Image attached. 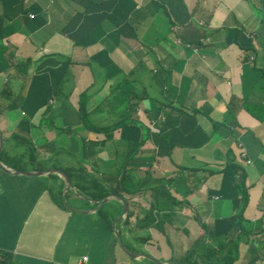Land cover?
Wrapping results in <instances>:
<instances>
[{
  "label": "crops",
  "instance_id": "0c3cea01",
  "mask_svg": "<svg viewBox=\"0 0 264 264\" xmlns=\"http://www.w3.org/2000/svg\"><path fill=\"white\" fill-rule=\"evenodd\" d=\"M260 18L258 0H0L6 159L23 172L81 164L128 205L124 225L122 202H108V228L59 176L67 211L43 189L49 175L0 171V251L15 264H156L130 260L117 228L130 253L160 263L199 262L237 240L236 264H264ZM124 81L130 95L120 102ZM86 90L91 123L114 124L126 108L127 127L87 131L78 114ZM138 139L126 185L116 171L122 144ZM240 176L243 230L232 226ZM152 207L153 223L138 228Z\"/></svg>",
  "mask_w": 264,
  "mask_h": 264
},
{
  "label": "trees",
  "instance_id": "16d2710c",
  "mask_svg": "<svg viewBox=\"0 0 264 264\" xmlns=\"http://www.w3.org/2000/svg\"><path fill=\"white\" fill-rule=\"evenodd\" d=\"M259 2V10L261 13V18H260V24L264 28V0H258ZM261 76L264 79V71H261ZM126 81L122 82L120 93L117 94L116 98L118 101H123L124 99L126 100L127 97L130 95L127 91H125L126 87ZM90 94L88 91H84L82 94L79 96L78 100V114L80 116L81 124L83 127L92 133H98V134H109L112 133L116 130H119L121 128H126L127 123H126V118L129 116L126 113H128V110L126 108L121 109L122 113H124L123 117L115 122L114 124L104 126V127H98L95 126L93 123H91L88 113L86 111V103L89 99ZM2 109H0V114L2 113ZM126 114V115H125ZM214 128L219 127L217 124H213ZM138 140H132V141H126L122 144L124 151L123 155L119 158V165L117 166V172H118V177L120 178L121 176L123 177L122 183H129L131 181V177L133 173L131 171L129 172L130 169H128V166L130 165L131 161L134 159V156L138 153L140 148L143 145V142ZM81 148L82 150L89 148L86 146L84 140L81 141ZM30 158V157H29ZM21 159V158H20ZM31 159V158H30ZM33 159V157H32ZM21 161V160H20ZM35 162V158L32 160ZM0 162L12 167L14 170L18 171H23L22 168H20V163L18 162H12V160L6 159L5 156V151L4 147L2 146V150L0 153ZM52 167H57L52 166ZM59 170H62L65 172V174L69 177L70 181L72 182V185L78 193H80L83 197L90 199L93 202H99L102 201L109 192L108 188H104L101 185V182L99 180H95L94 176H91L88 174L82 167L81 164H77V167H71L68 169H61L58 167ZM33 169L37 170L38 172L45 170V168L41 166L33 167ZM46 171V170H45ZM123 172V175L121 173ZM49 181H52L53 184L50 185ZM43 182V189L48 192L50 198L54 202V204L64 210L67 211V205L62 202L61 200V191H62V186L63 183L59 178L55 175H49L46 179H42ZM58 182H60L58 184ZM238 189L240 191V209L236 213V217L233 220L232 226L236 227L240 230H243V222L244 220L242 219L241 213L244 210L246 204H247V189L245 187V182H244V177L240 176V182L238 185ZM114 193H117V191H114ZM114 203H107L104 206L100 207L97 211V215L102 221L105 222L106 227H110L112 219L114 218H109L108 217V209L112 208ZM96 205H93L92 208H95ZM152 211L153 207L150 209V211L147 214V217L144 218L142 221H137L136 226L140 229L146 228L151 223H153L150 219H152ZM119 213V212H118ZM128 224V220H125L124 225ZM125 248L128 251L134 252L130 247L125 246ZM235 248V254L234 256H231V251ZM237 251H238V241L237 240H231L229 243H224L222 246L219 247L218 251L216 252H211L208 254H204L199 257V262H195L191 258H186V264H236L237 263ZM0 264H15L12 261V257L10 254L0 251Z\"/></svg>",
  "mask_w": 264,
  "mask_h": 264
},
{
  "label": "water",
  "instance_id": "95a60500",
  "mask_svg": "<svg viewBox=\"0 0 264 264\" xmlns=\"http://www.w3.org/2000/svg\"><path fill=\"white\" fill-rule=\"evenodd\" d=\"M2 146H3V142H2V135H1V132H0V153H1V150H2ZM0 171L10 172V173L12 172V173L21 174V175H24V176H31V177H40V176L42 177V176H47V175H56V176H59L60 178H62L64 183L67 185L68 189L71 190L75 195H77V191L75 190L74 186L72 185V182L70 181L69 177L65 174L64 171L59 170V169H49V170L40 171V172H23V171H18V170H14V169L10 170L9 168L4 167L1 164V162H0ZM113 200H120L122 202L124 210H123V214H122L121 217L124 218L125 220H127V217H128V205H127L126 201L124 200V198H122L120 195L110 194L107 197H105L102 201H99V202H93L92 201V203H93L92 206L96 205L95 208H100L103 205H105L108 202L113 201ZM113 233H114V236H115V239H116V242H117L119 248L122 250V252L130 260H142L143 259V260H147V261H152V262H154L156 264H172L171 261L170 262H163V263L161 262L160 263L158 261H155V259L150 257V256L137 255V254L130 253L125 248V246L122 243L119 230L116 228V229L113 230Z\"/></svg>",
  "mask_w": 264,
  "mask_h": 264
},
{
  "label": "rangeland",
  "instance_id": "374dc122",
  "mask_svg": "<svg viewBox=\"0 0 264 264\" xmlns=\"http://www.w3.org/2000/svg\"><path fill=\"white\" fill-rule=\"evenodd\" d=\"M75 141H76V143H77L78 140H75ZM61 200H62V199H61Z\"/></svg>",
  "mask_w": 264,
  "mask_h": 264
}]
</instances>
